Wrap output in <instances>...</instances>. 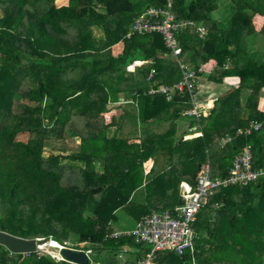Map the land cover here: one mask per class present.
<instances>
[{
    "label": "trees",
    "instance_id": "16d2710c",
    "mask_svg": "<svg viewBox=\"0 0 264 264\" xmlns=\"http://www.w3.org/2000/svg\"><path fill=\"white\" fill-rule=\"evenodd\" d=\"M218 2L169 0L175 19L192 23L176 36L189 68L207 73L212 65L208 75H198L214 84L238 80L176 139L173 128L142 137L134 129L119 137L126 122L173 124L185 117L180 110L191 106L187 94L173 93L172 101L148 94L182 76L162 37L125 38L135 17L150 7H166L168 0H68L60 7L55 0H0V231L59 243L76 235L102 251L100 264H117L115 255L124 245L141 247L131 239H104L117 211L136 220L154 209L172 211L182 203L181 182L193 184L204 164L212 178H223L245 144L253 147V168L264 167V125L223 149L217 145L250 122L264 121L257 108L264 92V51H251L248 43L256 32L252 17L264 18V0H230V7L220 9ZM226 9L230 14L223 20L214 17ZM200 27L204 38L196 31ZM256 33L264 36V25ZM119 42L122 52L112 55ZM149 60L127 70L135 61ZM151 68L155 75L147 81ZM180 102L185 107H178ZM113 111L120 114L107 123ZM192 133L200 136L183 140ZM68 141L77 149L59 153ZM158 152L165 153V168H153L144 183L142 164ZM95 172L97 179L90 174ZM139 190L143 203L134 202ZM194 230L193 259L157 252L152 264H264V177L216 190ZM64 260L57 263L37 252L11 254L0 246V264H70Z\"/></svg>",
    "mask_w": 264,
    "mask_h": 264
},
{
    "label": "built area",
    "instance_id": "2783aa9c",
    "mask_svg": "<svg viewBox=\"0 0 264 264\" xmlns=\"http://www.w3.org/2000/svg\"><path fill=\"white\" fill-rule=\"evenodd\" d=\"M189 25H192L189 21H179L175 19L168 0L166 7H150L135 17L125 38L130 39L133 35L152 33H157L162 37L165 48L170 52L169 55L178 63L182 76L177 84L173 86L157 85L148 90V94L163 95L166 97L167 101H172L173 93H177L181 97L187 94L190 98L191 106L189 109L184 110L182 115L198 119L200 116H206L202 113L204 109L198 111V107L194 104L196 83L199 77L198 74L205 73V71L202 68H199L197 71L189 68L188 64L185 63V57H180L181 49L176 39L177 34ZM196 31L201 38L205 37V28L200 27L197 28ZM146 63H152V61H135L132 65L127 67V70L134 71L136 67H140ZM154 75L155 70L151 68L146 80H151ZM207 107H209L208 104L205 108L209 110ZM263 125L264 121H252L247 127L237 129L233 135L222 137L218 142L219 149L225 148L237 137H246L253 132H258ZM190 136H184L183 140L190 139ZM194 136H200V133H196ZM253 152V147L250 144L243 145L235 154L231 167L223 178H212L209 165H201L193 184L187 182H181L179 184V195L182 201L180 205L174 207L172 211L152 212L144 215L139 218L132 230L122 233H109L105 235L104 239L115 240L125 237L131 239L136 245H148L151 247L150 252L144 257L136 260L133 259L124 264H152V259L157 252H171L179 257L188 254L193 259L196 253L195 241L197 240L194 224L197 215L206 205L208 198L218 189H225L232 186L244 187L264 177V167L257 169L253 168ZM51 240L52 239H49V247L55 248L56 255H51L50 253L47 255L57 263L65 261L61 252L67 249L75 253H83L87 258L86 264H100V261L94 258L91 251L93 250L92 248L86 249L85 251L76 249L85 247L84 244H74L72 247H68L65 242L56 243ZM52 245H55V247ZM39 247L40 245L37 246L36 251L39 250ZM45 254L46 253L38 255ZM57 256H60L61 259L58 260ZM68 263L78 264L71 261Z\"/></svg>",
    "mask_w": 264,
    "mask_h": 264
},
{
    "label": "rangeland",
    "instance_id": "374dc122",
    "mask_svg": "<svg viewBox=\"0 0 264 264\" xmlns=\"http://www.w3.org/2000/svg\"><path fill=\"white\" fill-rule=\"evenodd\" d=\"M64 1L66 2L67 0H55V5L57 7L59 6H62V4L64 3ZM230 2V0H227V2ZM234 1L236 0H231L232 3H234ZM240 0H238L239 2ZM237 2V3H238ZM237 8V6H235ZM251 22H252V25L254 27V29L256 31L259 32L260 29L263 28V25H264V18L259 16V15H254L251 19ZM257 34V35H255ZM254 34V38L253 39H259L257 40L259 43H253L252 40L249 39V42L248 43H251V46H252V43H253V50L252 51H264V36L263 35H259V33H255ZM252 37V36H251ZM128 71H131V70H128ZM208 82L204 80V78H202L201 76L198 77L197 79V83H196V95L194 97V104H196V106L198 107V111H201L202 109L204 113V115H207L208 114V110H206V106L207 104H210V108L207 107V109H211L214 105V102L216 101L217 98H219L220 96L224 95L225 92H228L230 91L232 88V86H235L236 85V82H234V80H228L227 83H224V84H220V85H212V86H209V87H205L203 88V86H205V84H207ZM262 95V96H261ZM260 101L261 102H258V110L259 112L263 113L264 112V92L263 94L260 93ZM241 98L245 99L246 98V91H244L242 93V96ZM213 100V101H212ZM242 100V99H241ZM244 103V101H242V104ZM178 107H185V104H182L181 102L177 104ZM185 109V108H184ZM184 109H181L180 110V114L181 112L184 111ZM118 114H120V111H113L112 113H108L106 115V121L107 123H110L111 119H112V116L115 115V117L118 116ZM179 114V116H180ZM181 117V116H180ZM204 117V116H202ZM196 118H182L179 119L178 121H175L173 124H169V123H166V124H151V125H148V126H140L138 127V123L136 122L135 125H133L132 123H129V122H126L124 124V127L122 129L121 132H119V137L120 138H123L125 137L126 135L127 136H130V131L131 130H134V129H137L136 132L137 133H133L139 137H142L144 136L147 132L149 134H162L164 133L165 131L173 128V130L175 131V138L178 139L179 138V135H181V133L183 132H187L188 129L191 127V123L193 125V121L195 120ZM192 120V122L190 121ZM194 126V125H193ZM172 130V129H171ZM114 131V129H111V132L106 130L107 134L110 136L111 133ZM116 135L118 134L115 133ZM192 138H195L194 136V133L191 134L190 136ZM189 140V139H188ZM218 145V144H217ZM49 149L51 151H56L59 150L58 149V146H50ZM71 149H77V143L76 142H73V141H68L65 143V149L63 151H60L59 150V153H64V154H68L70 153ZM164 152V151H163ZM163 152H158L159 154L157 155V157H153L152 159H149L147 162H145L144 164H142V169H143V178L145 179L144 183L147 181V179L149 177H151V173H153V168H156V171H162L164 170L165 168V160L163 158ZM154 162H155V165H154ZM61 164H65V163H68L66 161H60ZM210 169V167H209ZM99 170V169H98ZM90 174H94V177L97 179L100 174L98 173H90ZM144 195V191L143 190H139L135 193V196H134V202H137V201H141V198L142 196L140 195ZM161 212L159 210H151L148 214H150L151 212ZM126 215V216H125ZM114 222H111V225L114 229L116 230H124V229H132L135 225V220L133 218H131L130 216H128L126 214V211L125 210H120V211H117L115 213V219H113ZM38 242L37 243H41L42 245H47L48 248H43L42 250H38L36 251L38 254H44L46 253L45 255H47L48 253H50L51 255H56V250L55 248H51L49 247V240L48 241H45L43 239H37ZM79 237H77L76 235H70L68 237V239L66 241H62L61 243H66L68 247H72L74 244H84L85 247H81V248H76V249H82L83 251H85L86 249H89L91 246V244L88 242V240H80ZM52 241V240H51ZM54 241V240H53ZM57 242V241H55ZM125 247H131L130 245H124ZM41 247V246H40ZM133 249H136L134 246H132ZM150 246L148 245H145V246H141L138 249V252L140 255V258H142V254L143 253H147L149 250H150ZM46 249V250H45ZM51 249V250H50ZM67 250V249H65ZM63 251V250H62ZM93 255H94V258H96L97 260H99V255L100 257L103 258V254H102V251H94V250H91ZM61 255H62V252H61ZM127 255L129 256V258H133L135 256H138L136 253H127ZM39 257H41V255H39ZM108 258V256H106ZM116 257V255H115ZM51 258V257H50ZM57 259L60 260L61 257L60 256H57ZM52 260V259H51ZM133 260V259H131ZM130 260V261H131ZM135 260V259H134ZM65 262V261H63ZM62 262V263H63ZM61 263V262H60ZM92 264H97V263H92Z\"/></svg>",
    "mask_w": 264,
    "mask_h": 264
},
{
    "label": "crops",
    "instance_id": "0c3cea01",
    "mask_svg": "<svg viewBox=\"0 0 264 264\" xmlns=\"http://www.w3.org/2000/svg\"><path fill=\"white\" fill-rule=\"evenodd\" d=\"M67 2H68V0L65 2L64 1V3L62 4V6H66L67 5ZM60 7V6H59ZM228 8V7H230V5H229V1L227 2V0H219V2H218V9H220V8ZM228 11V9H226V10H223L222 12H220V13H215L214 14V17L215 18H217V19H221V20H223V18L224 17H222V16H224V14L226 13ZM227 14H230V12L228 11L227 12ZM257 15V14H256ZM220 20V21H221ZM255 30V29H254ZM256 31V30H255ZM256 32H258V31H256ZM255 32V33H256ZM255 35H257V34H255ZM254 38V35L252 36V37H250L249 39L250 40H252L253 41V43H259L257 40H259V39H253ZM253 43H252V46H251V43H250V46H251V48H250V50L252 51L254 48H253ZM119 46V48H120V52H118L115 48H117ZM122 50H123V44L121 43V42H119L118 44H116V45H114V46H112L111 47V53H112V55H119L121 52H122ZM208 68L206 69V72L208 73L209 72V70H211V69H213V67H212V65H208L207 66ZM207 73H205L206 75H208ZM202 77H204V74L202 75ZM232 80H234V82H236L237 80H236V78L235 79H232ZM228 82V81H227ZM212 85H220V84H214V83H212V82H208L207 84H205V86H203V88H205V87H209V86H212ZM213 101V100H212ZM140 196H142V198H141V201H137L138 203H143L144 201H145V199H144V197H143V194L142 195H140ZM180 196V195H179ZM164 211H168V210H163V211H161V212H164ZM153 212H155V211H153ZM152 213V212H151ZM126 216V215H125ZM115 219V218H114ZM134 220H135V222H137L138 220H136L135 218H133ZM111 222H114V220H112ZM136 224V223H135ZM110 225H111V223H110ZM135 226V225H134ZM134 228V227H133ZM132 228V229H133ZM111 229H112V232H110V234L111 233H114V232H116V233H122V232H125V231H130V230H132V229H124V230H116V229H114L113 227H112V225H111ZM109 234V233H108ZM121 238H124V239H129V238H125V237H121ZM118 239H120V238H118ZM142 246H145V245H142ZM150 250H151V248H150ZM150 250L147 252V253H144L143 254V256L142 257H144L146 254H148L149 252H150ZM136 253L137 255L139 254V252H138V249L136 248V249H133L132 248V246L131 247H123V248H121V250L116 254V261H117V264H124V263H126V262H129L131 259H134L135 257H133V258H129V256L127 255V253ZM152 261H153V259H152ZM152 263V262H151Z\"/></svg>",
    "mask_w": 264,
    "mask_h": 264
},
{
    "label": "water",
    "instance_id": "95a60500",
    "mask_svg": "<svg viewBox=\"0 0 264 264\" xmlns=\"http://www.w3.org/2000/svg\"><path fill=\"white\" fill-rule=\"evenodd\" d=\"M36 239H25L13 236L0 231V246L4 247L11 254H31L35 253L39 243ZM62 255L69 261L86 264L87 258L83 253H75L70 250H63Z\"/></svg>",
    "mask_w": 264,
    "mask_h": 264
},
{
    "label": "bare ground",
    "instance_id": "6f19581e",
    "mask_svg": "<svg viewBox=\"0 0 264 264\" xmlns=\"http://www.w3.org/2000/svg\"><path fill=\"white\" fill-rule=\"evenodd\" d=\"M41 247H39V250H42L43 248H48L47 245L48 244H45V245H42L41 243L39 244ZM53 247H55V245H52ZM46 250V249H45ZM51 250V249H50Z\"/></svg>",
    "mask_w": 264,
    "mask_h": 264
},
{
    "label": "clouds",
    "instance_id": "9594fccd",
    "mask_svg": "<svg viewBox=\"0 0 264 264\" xmlns=\"http://www.w3.org/2000/svg\"><path fill=\"white\" fill-rule=\"evenodd\" d=\"M196 95V94H195ZM57 243V242H56Z\"/></svg>",
    "mask_w": 264,
    "mask_h": 264
}]
</instances>
